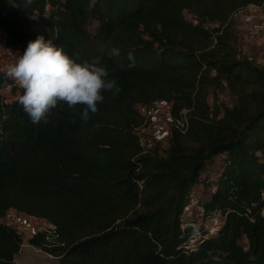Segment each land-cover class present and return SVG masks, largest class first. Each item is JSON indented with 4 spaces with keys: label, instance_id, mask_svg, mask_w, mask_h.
Returning <instances> with one entry per match:
<instances>
[{
    "label": "trees",
    "instance_id": "trees-1",
    "mask_svg": "<svg viewBox=\"0 0 264 264\" xmlns=\"http://www.w3.org/2000/svg\"><path fill=\"white\" fill-rule=\"evenodd\" d=\"M263 2L0 0L7 45L24 53L42 35L77 63L99 57L116 68L110 78L122 89L104 93L87 122L79 107L58 105L47 122L32 124L18 99L0 96V117H9L0 120V218L12 209L53 225L27 243L55 256L54 264H264V67L202 49L213 39L224 44L231 13ZM111 48L120 50L123 70L106 56ZM9 82L0 71V90ZM221 82L239 88L230 108L206 101ZM155 100L173 118L187 114V130L170 129L164 154L138 144L144 117L135 106ZM216 156L201 219L215 212L222 219L206 236L201 223L181 227V213ZM20 244L15 228L0 222V264H16Z\"/></svg>",
    "mask_w": 264,
    "mask_h": 264
},
{
    "label": "rangeland",
    "instance_id": "rangeland-1",
    "mask_svg": "<svg viewBox=\"0 0 264 264\" xmlns=\"http://www.w3.org/2000/svg\"><path fill=\"white\" fill-rule=\"evenodd\" d=\"M183 16L187 21L194 23V19L191 14L183 11ZM258 24V27H253ZM213 24H204V28H212ZM36 28L31 26L30 29ZM226 28L225 36L223 38L224 44H217L216 41L207 42L202 49L209 51L216 58H234L248 60L253 66L257 68L264 67V2L259 5H246L237 9L230 14L228 20L224 24ZM2 31L0 30V33ZM17 51L15 46H9L7 43H3L0 35V71L6 73L7 66L14 64L13 56ZM222 87L224 83L221 82ZM239 88L233 85L223 87L222 89L216 88L213 92L208 93L206 101L209 105L221 104L227 108L236 104V91ZM249 88H243V91H248ZM0 96L4 98V93ZM250 108L252 111L255 108L254 102L249 100ZM150 105L140 106L136 105L135 108L140 115L146 120V124L142 129V134L145 144H147V150L156 149L158 154H164L170 143V129L173 127L172 122L167 123L166 129H158L156 119H161L162 112L155 113L153 117L147 115V109ZM165 110L169 108L165 104ZM163 110V109H162ZM186 116V111H184ZM220 156L212 157L201 171L199 181L191 186L188 196V201L181 213L182 224H188L191 222L201 223L205 230V235L214 234L217 226L221 222V215L215 212L206 219H201V203L207 198L210 192V183L214 178L217 170ZM10 218H16L18 224L12 225ZM0 222L9 224L15 228V230L21 236V244L18 252L14 255V262L16 264H54L56 257L31 246L27 243L33 233L46 228V222L42 219L28 216L24 213L13 211L9 209L3 218H0ZM182 227V225H181ZM197 238L193 236L187 242V247L192 246Z\"/></svg>",
    "mask_w": 264,
    "mask_h": 264
},
{
    "label": "clouds",
    "instance_id": "clouds-1",
    "mask_svg": "<svg viewBox=\"0 0 264 264\" xmlns=\"http://www.w3.org/2000/svg\"><path fill=\"white\" fill-rule=\"evenodd\" d=\"M114 58L116 67L123 70L121 53L118 48H111L106 53ZM128 60L134 61L131 53ZM109 68L99 57L90 62L77 63L65 51L63 46H56L52 40L45 41L38 35L30 41L14 64H9L6 77L22 89L18 103L32 124L47 122V117L58 105H66L67 110L81 109V121L87 122L98 112V105L103 103L104 93L117 96L121 87L110 78ZM5 113L0 120H7Z\"/></svg>",
    "mask_w": 264,
    "mask_h": 264
},
{
    "label": "built area",
    "instance_id": "built-area-1",
    "mask_svg": "<svg viewBox=\"0 0 264 264\" xmlns=\"http://www.w3.org/2000/svg\"><path fill=\"white\" fill-rule=\"evenodd\" d=\"M249 5H253V4H249ZM253 27H258V24L256 26ZM1 38L3 43H7L8 39H9V35L6 32H1L0 33ZM15 46V48L17 49V51L14 53L13 56V61L14 63L16 62V60L19 58L20 55L23 54V52H21L19 50V47L17 44L13 45ZM12 47V46H11ZM10 82L5 85L1 90H0V94L4 93V98L1 97L3 102H10L13 101L15 99H18V97L21 95L22 89H20L16 83L14 81H12L11 79H9ZM165 103L162 101H158L155 100L153 102H151L150 106L147 109V115L150 117L155 116L154 114L157 112H162V117H160L161 119H156L154 122L157 125V128L162 130V129H166L167 128V123L168 122H172L173 123V128L176 129L177 131H179L180 133H184L187 130V126H188V122L186 119V116L184 115V111L185 110H181L179 113L178 117H172L169 114V111L165 110L164 107ZM163 109V110H162ZM146 124V120L143 119L142 123L139 125V128L136 129L137 131V135H138V144L141 148H143L144 150L147 149V144H145V140L142 136V134H140L142 132L143 127ZM262 195V198L264 200V195ZM260 214L264 217V204L260 210ZM45 221V220H44ZM10 222H12L13 226L15 224H18V220H16V218H10ZM46 222V221H45ZM46 228H43V230L39 231V232H44L46 235L50 234L51 232H53L54 230V226L51 225L50 223L46 222ZM186 224H182V227L186 226Z\"/></svg>",
    "mask_w": 264,
    "mask_h": 264
}]
</instances>
